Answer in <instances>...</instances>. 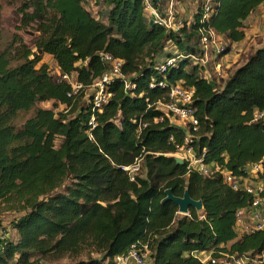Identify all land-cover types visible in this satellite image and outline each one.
<instances>
[{
  "label": "trees",
  "instance_id": "obj_1",
  "mask_svg": "<svg viewBox=\"0 0 264 264\" xmlns=\"http://www.w3.org/2000/svg\"><path fill=\"white\" fill-rule=\"evenodd\" d=\"M90 2L21 0L15 31L6 35L0 25V217L21 212L12 224L17 238H0V264H114L138 241L148 243L151 264H201L195 251L262 252L264 230H235L236 213L253 196L220 173L203 176L177 162L172 153L187 145L188 131L156 105L170 101L171 84L194 89L199 129L190 130L188 146L237 178L252 163L264 167V120L254 116L264 110V47L220 76L219 85L195 60L203 52L201 26L225 40L221 58L245 38L244 21L264 0H219L204 24L197 0L179 33L151 24L142 0H103L104 17ZM2 11L0 4V19ZM168 42L178 50L165 51ZM100 52L122 59V74L136 88L127 91L122 78L114 79L110 103L91 129L89 101L80 103L110 70ZM44 55L85 89L70 96L73 86L52 73ZM160 56L176 60L160 71ZM47 101L65 108L39 106ZM23 112L32 115L18 123ZM140 158L143 170L131 180L123 166ZM169 188L177 196L188 189L203 210L190 207V216H180L175 202H163Z\"/></svg>",
  "mask_w": 264,
  "mask_h": 264
},
{
  "label": "built area",
  "instance_id": "obj_2",
  "mask_svg": "<svg viewBox=\"0 0 264 264\" xmlns=\"http://www.w3.org/2000/svg\"><path fill=\"white\" fill-rule=\"evenodd\" d=\"M144 4L145 14L151 24L165 27L167 30L179 33L184 24L183 21L177 18V4L178 0H160V3H156L153 0H142ZM96 4L103 2V0H91ZM201 3V15L200 23H206L212 14L216 12V8L219 6V0H200ZM201 43L203 46V52L201 56L195 57V60L202 65L208 66L210 63V55L214 54L215 57H219L226 51V42L220 37L214 29L201 26ZM178 56L177 58L181 57ZM100 57L104 63L108 64L110 70L105 73L102 78L90 87L94 88V91L89 98V105L93 112L89 121L91 129L96 125V113L102 112L103 109L110 103L112 93L109 91L108 86L116 78H122L124 80L125 89L131 90L136 88L128 77L122 74V59L116 58L110 53L100 52ZM220 58V57H219ZM221 59V58H220ZM216 62V71L219 76L224 73L223 63ZM176 58L166 59L163 62L157 63V68L160 71L166 70L169 65L174 64ZM57 76H62L64 80L69 82L73 86V91L69 93L70 96L77 95L85 87L76 81L74 75L66 74L63 72H53ZM167 82L159 81L158 85L165 87ZM155 83L151 84L154 87ZM88 89V88H87ZM86 89V91H87ZM84 90V92L86 93ZM195 91L192 88L185 87L181 83L170 85V101L168 103L159 102L157 108L166 116L170 117L172 125L179 126L187 129L188 134L186 136L187 145H177V151L172 153L173 156L180 157L187 163L188 172L197 171L203 176H212L216 173H220L224 181L229 184L235 190H245L253 196L252 203L236 213L235 230L239 236L245 234H252L258 231L264 230V167L261 161L250 164L246 170L247 175L243 178H237L231 170L224 167H219L215 163L205 162L204 155H197L192 146H188V143L192 142L191 131H198L199 120L196 116V108L193 105ZM164 115V116H165ZM162 115L161 120H164ZM256 120H264V110L256 111ZM142 159H137L134 164L123 166L131 178L136 180L137 176L141 174L143 170ZM243 179L250 180L249 183H244ZM188 215L190 214H183ZM150 248L148 243L138 241L134 243L128 252L119 254L114 260V264H150ZM215 256L212 251H195L193 256L199 259L201 264H264V250L260 253H248V254H230L226 252H218Z\"/></svg>",
  "mask_w": 264,
  "mask_h": 264
},
{
  "label": "rangeland",
  "instance_id": "obj_3",
  "mask_svg": "<svg viewBox=\"0 0 264 264\" xmlns=\"http://www.w3.org/2000/svg\"><path fill=\"white\" fill-rule=\"evenodd\" d=\"M21 0H0V4L3 7L2 11V17L0 19V25L5 29L6 35H10L15 31V27L19 22V13H18V6L20 4ZM196 4L197 0H180V2L177 4V18L178 20L183 21L184 23L186 21L192 20L193 15L196 12ZM104 5L102 3L96 4L94 2H90L88 4V8L91 10V12L95 16H101L104 17L105 14H101L100 10L103 9ZM28 40V38H27ZM178 50L177 46L173 44L172 42H168L165 46V51H171V52H176ZM219 57H215L214 54L210 55V63L207 66L209 73H215L217 74L216 71V62L219 61ZM165 58L163 56H160L158 58L159 62H163ZM42 62L48 63L50 66L53 68V72L57 71L59 73V70H57L56 63L51 55H44ZM208 76V73H204ZM219 82H222V79L220 76L216 78V83L219 85ZM94 91L93 87H89L86 91L85 97L82 98L80 105L85 104L86 102L88 103L90 94ZM40 107H45V108H54L56 112H59L63 110L65 107L64 106H54L53 101H47V102H42L39 103ZM32 115V112H23L18 116V123L24 122L28 117ZM60 139L56 141L57 145H60ZM21 212H18L16 210L9 211V212H4L1 217H0V229L5 230V232L9 231L11 236L13 227V221L19 217ZM182 216V215H180ZM15 264V263H11ZM46 264H49L46 262ZM151 264V263H150Z\"/></svg>",
  "mask_w": 264,
  "mask_h": 264
},
{
  "label": "crops",
  "instance_id": "obj_4",
  "mask_svg": "<svg viewBox=\"0 0 264 264\" xmlns=\"http://www.w3.org/2000/svg\"><path fill=\"white\" fill-rule=\"evenodd\" d=\"M244 25L246 31L245 38L240 42L234 43L231 52L222 56L220 59L224 66V73L221 77H226L228 71L242 64L256 49L264 47V4L246 18ZM205 73H208V78L211 80L219 76L215 73H209L208 70H206ZM243 181L244 183L250 182L248 179H243ZM11 227H13V225ZM12 234L13 236H11L9 231L5 232V230L3 231V229H0V238L8 237L16 239L17 235L14 228Z\"/></svg>",
  "mask_w": 264,
  "mask_h": 264
},
{
  "label": "water",
  "instance_id": "obj_5",
  "mask_svg": "<svg viewBox=\"0 0 264 264\" xmlns=\"http://www.w3.org/2000/svg\"><path fill=\"white\" fill-rule=\"evenodd\" d=\"M156 3H160V0H153ZM176 161L179 163H184V160L180 157H175ZM165 198L163 199V202L167 201H173L175 202L179 207V212L183 214H188L190 207H195L197 210L201 211L203 210V202L202 200H196L191 197L189 190H185L184 194L182 196H177L173 193V190L171 188L166 189L165 191Z\"/></svg>",
  "mask_w": 264,
  "mask_h": 264
}]
</instances>
